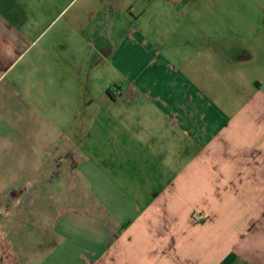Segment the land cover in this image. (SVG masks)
<instances>
[{
	"label": "crops",
	"instance_id": "1",
	"mask_svg": "<svg viewBox=\"0 0 264 264\" xmlns=\"http://www.w3.org/2000/svg\"><path fill=\"white\" fill-rule=\"evenodd\" d=\"M0 264H264V0H0Z\"/></svg>",
	"mask_w": 264,
	"mask_h": 264
}]
</instances>
